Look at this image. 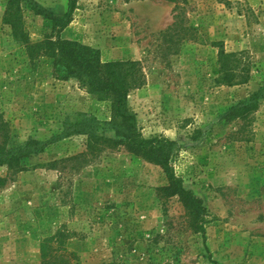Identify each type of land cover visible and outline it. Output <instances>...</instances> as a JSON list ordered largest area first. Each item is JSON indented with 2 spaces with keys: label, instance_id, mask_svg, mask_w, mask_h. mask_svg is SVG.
Here are the masks:
<instances>
[{
  "label": "rangeland",
  "instance_id": "1",
  "mask_svg": "<svg viewBox=\"0 0 264 264\" xmlns=\"http://www.w3.org/2000/svg\"><path fill=\"white\" fill-rule=\"evenodd\" d=\"M7 1L0 142L6 133L10 144L47 141L83 115L109 121V102L63 78L52 57L29 60L2 22ZM34 1L54 15L68 8ZM29 8L28 37L51 35V22ZM74 8L60 37L98 49L103 62H139L145 81L128 95L137 129L177 142L170 166L205 215L177 195L158 196L167 184L159 165L114 143L88 150L87 136L73 134L24 158L22 171L0 166V264H264V98L245 119L225 117L264 85V0H76ZM221 49L234 54L236 72L247 70L246 82H216Z\"/></svg>",
  "mask_w": 264,
  "mask_h": 264
},
{
  "label": "trees",
  "instance_id": "2",
  "mask_svg": "<svg viewBox=\"0 0 264 264\" xmlns=\"http://www.w3.org/2000/svg\"><path fill=\"white\" fill-rule=\"evenodd\" d=\"M170 1L184 2V0ZM75 3L76 0H68L66 12L59 16L52 14L34 0H8L2 22L10 28L12 38L24 47L30 61L41 56L52 57L54 66L62 72L63 78L76 79L98 100L108 101L110 120L100 122L93 116L83 115L77 121L65 122L60 134L47 141L29 139L24 143L10 144L6 133L0 142V166H6L11 175L15 174L24 169L22 165L24 158L43 151L47 143L73 134H84L87 136L88 150L95 149L101 143H114L123 145L132 154L159 165L166 175L167 184L157 189L158 196L168 198L177 195L185 206L190 208V212L203 218L205 210L201 198L183 185L181 178L175 175L170 166L177 151V142L159 136L144 138L137 129L135 114L128 105V95L144 84L145 75L139 62L135 60L103 62L98 49L60 37V32L71 20ZM24 4L27 6L30 4L29 9L34 15H42L51 22V35L38 41H32L28 37L24 29V6H26ZM181 14V10L176 14L172 29L178 25L177 18ZM170 31L172 32L171 27L164 34L167 35ZM236 62L233 53H225L222 49L219 51L217 83L231 86L247 81L249 77L247 70L242 68L236 72L238 64L233 66ZM263 98L264 85L251 92L247 98L232 104L225 117L245 119L258 108ZM1 126L5 128L6 124L1 123ZM107 130L112 133L111 137L105 135ZM5 180L0 178V185ZM199 231L204 233L202 224L199 225ZM42 256H45L43 250Z\"/></svg>",
  "mask_w": 264,
  "mask_h": 264
}]
</instances>
